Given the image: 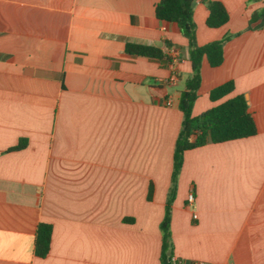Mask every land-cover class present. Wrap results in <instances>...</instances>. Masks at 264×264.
<instances>
[{
  "label": "crops",
  "instance_id": "0c3cea01",
  "mask_svg": "<svg viewBox=\"0 0 264 264\" xmlns=\"http://www.w3.org/2000/svg\"><path fill=\"white\" fill-rule=\"evenodd\" d=\"M219 1L228 19L218 27L205 23L207 0L192 3L197 44L230 35L219 65L202 59L192 114L242 93L257 131L184 151L171 250L187 264H264V25L250 21L264 0ZM155 2L0 0V264H161L191 69L186 36L155 16ZM126 40L174 62L130 55ZM226 80L232 91L211 101ZM40 222L51 226L44 256L34 245Z\"/></svg>",
  "mask_w": 264,
  "mask_h": 264
},
{
  "label": "trees",
  "instance_id": "16d2710c",
  "mask_svg": "<svg viewBox=\"0 0 264 264\" xmlns=\"http://www.w3.org/2000/svg\"><path fill=\"white\" fill-rule=\"evenodd\" d=\"M194 0H156L154 14L157 18L176 22L181 33L188 40V59L190 62V74L184 80L183 89L178 98V109L182 118L173 147V162L171 171V183L167 192L164 215L159 223L161 231V264H169L172 255L171 234L169 229L170 204L175 195L176 177L182 164V155L185 150L201 146L207 142H222L230 139L254 135L257 131L252 114L248 110V104L242 93L229 96L199 114H192V105L198 95L201 82L200 67L203 58L211 66L222 62L223 45L230 37L226 34L218 39L210 40L202 45L195 40V24L192 18V3ZM208 13L205 23L209 27H218L228 19V12L219 0H207ZM260 19L259 26L264 25V5L255 12L250 21ZM168 44V42H165ZM124 51L130 55H139L155 59L161 62H170L172 58L159 46L138 43L126 40ZM234 83L226 80L208 91L211 101L221 99L232 91ZM25 145V139L21 138L16 145L9 149H18ZM152 194L151 184L148 187L147 198ZM131 219V218H130ZM124 218V220H130ZM51 226L40 222L35 233V252L44 256L49 249Z\"/></svg>",
  "mask_w": 264,
  "mask_h": 264
},
{
  "label": "built area",
  "instance_id": "2783aa9c",
  "mask_svg": "<svg viewBox=\"0 0 264 264\" xmlns=\"http://www.w3.org/2000/svg\"><path fill=\"white\" fill-rule=\"evenodd\" d=\"M174 62V59H172L169 63L172 64ZM176 79V73L174 71H172L169 80L170 81H174ZM186 201L189 205H192L194 202V195L193 192L189 191L187 196H186ZM193 217H196V214L193 213L192 214ZM169 264H187L183 259L178 258L174 255H171L169 258ZM188 264H217L214 262H210V261H204V260H192L191 262H189Z\"/></svg>",
  "mask_w": 264,
  "mask_h": 264
}]
</instances>
